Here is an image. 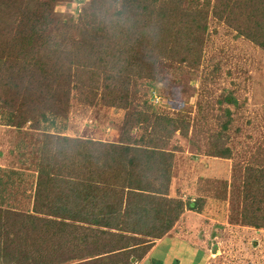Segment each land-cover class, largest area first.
I'll use <instances>...</instances> for the list:
<instances>
[{
	"label": "trees",
	"instance_id": "obj_1",
	"mask_svg": "<svg viewBox=\"0 0 264 264\" xmlns=\"http://www.w3.org/2000/svg\"><path fill=\"white\" fill-rule=\"evenodd\" d=\"M158 1L90 0L77 22L54 17L57 0H0L5 125L21 132L29 122L40 130L50 115L66 116L72 91L88 106L125 111L116 141L43 130L34 181L25 185L24 173L12 169L16 180L0 176L2 264H53L58 255L66 260L58 253L71 223L64 219L88 208L108 206L119 215L123 207V214L134 216L135 230L157 238L168 233L185 207L200 209L201 197L191 202L168 196L173 158L168 139L189 125L181 114L157 112L152 97L142 103L149 110L132 109L130 86L142 79L155 90L160 59L196 68L210 15L264 50V0ZM137 128L141 134H135ZM221 136L217 132L212 139L209 154L228 158ZM246 181L241 223L264 228V170L248 168ZM19 193L26 203L3 205L6 196L11 201Z\"/></svg>",
	"mask_w": 264,
	"mask_h": 264
},
{
	"label": "rangeland",
	"instance_id": "obj_2",
	"mask_svg": "<svg viewBox=\"0 0 264 264\" xmlns=\"http://www.w3.org/2000/svg\"><path fill=\"white\" fill-rule=\"evenodd\" d=\"M89 1L57 0L53 15L78 22ZM208 18L199 65L189 68L160 59L155 90H149L142 79L130 86L131 108L149 110L142 103L152 97L157 112L181 114L189 125L185 133L173 132L167 144L173 150L169 194L182 200L201 197L197 203L200 209L188 208L187 214L193 215L192 228L175 229L180 233V250L191 249L188 258L182 257L183 263L264 264V228L244 225L240 213L247 193V169L264 170V50L222 20ZM71 94L66 116L50 115L40 122V130L31 129L27 122L20 132L5 125L0 115V176L16 180V174H10L12 169L24 173L25 185L34 181L37 167L33 162L40 156L43 130L106 141L119 138L123 109L100 103L88 106L74 97L75 91ZM224 121L229 124L227 129ZM134 132L141 134L142 129ZM217 132L222 134L221 145L230 150L228 158L209 154ZM27 200L19 193L11 201L6 196L3 205L11 202L18 206Z\"/></svg>",
	"mask_w": 264,
	"mask_h": 264
},
{
	"label": "crops",
	"instance_id": "obj_3",
	"mask_svg": "<svg viewBox=\"0 0 264 264\" xmlns=\"http://www.w3.org/2000/svg\"><path fill=\"white\" fill-rule=\"evenodd\" d=\"M168 196L175 197L169 193ZM194 199L187 197L191 202ZM107 207H98L96 211L88 208L82 215L64 219L65 222L71 223L66 227L65 231L68 235L64 236L63 245L58 253H62V257L66 260L60 261L58 255L53 264H184L181 259L188 258L191 249L180 250L178 246L181 245L180 233L175 229L182 226L192 228L190 222L193 215L187 214L190 209L185 207L168 233L157 238L135 230L134 216L127 217L123 214V207L119 215L114 214ZM185 215L188 216L187 220L182 222ZM96 220L101 221L103 225L98 224ZM168 240L170 244L166 245L169 243ZM148 243L151 246L143 253V247ZM175 254H179L177 258Z\"/></svg>",
	"mask_w": 264,
	"mask_h": 264
}]
</instances>
